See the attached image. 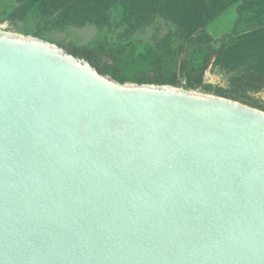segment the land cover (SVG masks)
I'll return each mask as SVG.
<instances>
[{
    "label": "water",
    "instance_id": "1",
    "mask_svg": "<svg viewBox=\"0 0 264 264\" xmlns=\"http://www.w3.org/2000/svg\"><path fill=\"white\" fill-rule=\"evenodd\" d=\"M0 264H264V111L0 29Z\"/></svg>",
    "mask_w": 264,
    "mask_h": 264
},
{
    "label": "rangeland",
    "instance_id": "2",
    "mask_svg": "<svg viewBox=\"0 0 264 264\" xmlns=\"http://www.w3.org/2000/svg\"><path fill=\"white\" fill-rule=\"evenodd\" d=\"M12 1L15 7L10 19L0 22L5 30L18 32V27L24 23V14L39 5L40 31L35 37L56 44H86L97 37L106 39L109 44L130 37L155 43L165 33L172 31L176 33L177 43L182 49L199 45L217 48L222 37L227 45L235 46L241 36L264 28V9L261 10L264 3L258 0H252L245 9H240V0L231 3L222 0L218 5L213 4L215 0H199L198 3H192L186 12L177 11L158 0H144V9L138 12H133L131 7L122 4L98 11L85 0H79L81 4L78 0H70L65 6L66 10L70 8L75 17L78 13L83 14L85 17L82 23L70 22L71 19L67 16L55 19L61 11V8L57 9L53 4L55 0ZM39 1L40 4H37ZM73 3L77 5L73 6ZM47 12L49 13L46 14ZM259 53L262 54L261 49L254 53L241 51L236 44L229 59L212 54L207 62L202 85L188 90L226 97L264 111V83H260L262 78L253 69ZM184 58L185 53L182 52L180 60ZM261 59H264L263 55L260 56ZM183 79L179 74L180 83Z\"/></svg>",
    "mask_w": 264,
    "mask_h": 264
},
{
    "label": "trees",
    "instance_id": "3",
    "mask_svg": "<svg viewBox=\"0 0 264 264\" xmlns=\"http://www.w3.org/2000/svg\"><path fill=\"white\" fill-rule=\"evenodd\" d=\"M70 0H55L56 8H61V11L55 16H67L70 22H83L84 15L78 13L74 16L72 10H66V4ZM79 1V0H78ZM91 7H96L98 11H105L111 5H126L131 7L132 11H141L144 9V0H85ZM163 5L173 7L181 12L191 7L192 3H198L199 0H158ZM206 1V0H203ZM209 1V0H208ZM222 0H215L214 5H218ZM236 0H223V2L231 3ZM240 9H245L252 0H240ZM264 3V0H258ZM41 1H39L40 4ZM79 4L81 2L79 1ZM77 4L73 3V6ZM64 6V7H63ZM15 4L12 0H0V22L9 20L14 10ZM39 5L33 7L24 14V23L18 27V32L23 34L33 33L38 36L39 30ZM264 7H261V10ZM258 10V11H261ZM204 10L201 11L203 15ZM47 12L46 14H48ZM48 18V16H46ZM46 18L44 20H46ZM40 37V36H39ZM177 35L172 31H168L161 36L155 43L145 41L138 37H130L113 44H109L106 39L100 37L95 38L86 44H76L70 42L68 44H60L69 53L74 56L84 58L97 71L103 75H109L112 79L123 82H134L138 84H167L179 86L178 75L181 74L185 79V89H192L202 85L203 76L207 66V62L212 54L217 57L230 58L229 56L235 51L236 44L240 46L241 51H251L254 53L262 50L264 57V28L256 29L253 33L241 36L239 43L235 46L227 45L224 42V37L221 38L217 48L207 46H189L182 49L177 43ZM184 52V60H180V54ZM256 57L257 62L254 66V71L261 76L260 83H264V59L260 60ZM256 56V55H255ZM261 85V84H260ZM211 87V85H205ZM223 92V91H220Z\"/></svg>",
    "mask_w": 264,
    "mask_h": 264
},
{
    "label": "built area",
    "instance_id": "4",
    "mask_svg": "<svg viewBox=\"0 0 264 264\" xmlns=\"http://www.w3.org/2000/svg\"><path fill=\"white\" fill-rule=\"evenodd\" d=\"M0 29H3V30H5L1 25H0ZM178 87H182V88H185V79H183L182 81H181V83L179 84V86Z\"/></svg>",
    "mask_w": 264,
    "mask_h": 264
}]
</instances>
